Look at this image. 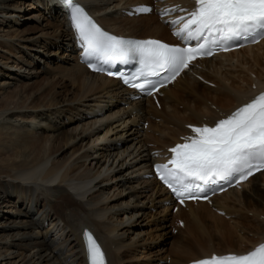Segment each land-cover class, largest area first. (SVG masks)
<instances>
[{
    "label": "bare ground",
    "instance_id": "obj_1",
    "mask_svg": "<svg viewBox=\"0 0 264 264\" xmlns=\"http://www.w3.org/2000/svg\"><path fill=\"white\" fill-rule=\"evenodd\" d=\"M26 1L0 0V264H87L86 227L101 238L110 264H136L140 257L132 253L148 247L142 229L152 210L165 244L174 238L172 206L165 205L170 195L144 177L156 159L153 151L179 141L187 124H213L264 91V40L200 60L195 74L185 73V79L161 89L160 109L150 99L128 101L118 80L78 62L72 31L52 0ZM84 1L113 32L170 38L158 17L123 14L130 5L151 0ZM55 45L69 53L65 64L48 59L42 66L37 55L50 56L45 50ZM58 70L55 78L69 81L68 91L34 88L37 77ZM104 140L109 144L101 150ZM245 200L254 201V211ZM214 205L232 223L207 203L180 208L177 216L185 220L189 240L174 238V254L147 264H188L213 252H247L264 240V171L242 190L216 196ZM249 218L253 225L243 223ZM232 225L252 240L238 248L205 246L210 231L221 243L233 244Z\"/></svg>",
    "mask_w": 264,
    "mask_h": 264
},
{
    "label": "snow or ice",
    "instance_id": "obj_2",
    "mask_svg": "<svg viewBox=\"0 0 264 264\" xmlns=\"http://www.w3.org/2000/svg\"><path fill=\"white\" fill-rule=\"evenodd\" d=\"M61 3L68 10L82 58H89V68L116 76L144 95L175 80L198 57L264 38V0H195V7L187 16L165 21L175 29L173 34L182 44L195 42L194 46L183 47L111 34L95 22L78 0ZM151 10L148 6L137 7L140 13ZM173 11L186 10L177 6L162 9L160 14ZM133 61L139 67L132 73L117 68ZM189 127L193 134L169 149L167 163L153 166L159 180L181 204L185 199L207 198V193L216 191L217 186L223 190L222 182L239 183L264 170V92L212 126L205 123ZM83 239L90 264H106L105 253L94 234L85 229ZM197 264H264V243L247 254L213 255Z\"/></svg>",
    "mask_w": 264,
    "mask_h": 264
},
{
    "label": "rangeland",
    "instance_id": "obj_3",
    "mask_svg": "<svg viewBox=\"0 0 264 264\" xmlns=\"http://www.w3.org/2000/svg\"><path fill=\"white\" fill-rule=\"evenodd\" d=\"M29 1L30 0H28L26 2H29ZM33 12H35V11H33ZM146 16H149V15H146ZM165 38H167V36H165ZM45 51L47 53H50V56L49 55H46V56L44 55V57H43V52H42V55L40 54V55H37V56L39 58H41L43 61L49 59L48 62L50 64H52V65H55V66L56 65H59V64H62V65L65 64V61H66L65 59L67 57V54H69L67 51L63 50L62 46L59 47L57 45H55V46H49L48 49L45 50ZM27 58L28 59H31L29 57H27ZM42 65L43 66H46L47 64L43 63ZM59 72H60V70H58L55 73H53V75L50 74L48 76V75L42 74L40 77H37L36 80H35L36 83L34 84V88H36V87L37 88L38 87H42L41 88L42 91L43 90L44 91L45 90L46 91H48V90L51 91L52 88L54 87L53 89H57L58 88L59 90H62V91H64V90L67 89L66 91H68V89H69V86H68L69 81H63V80H61V78H55V77H58L59 76ZM47 79H55V81L52 80L53 82H51V80H50V82L48 83L47 82L48 81ZM58 81L62 85L61 86L58 85V87H57V82ZM194 96L198 98L197 95H194ZM244 203H245V204H243L244 206H246L248 209L250 208V209H252L254 211V209H253L254 208V201L253 200H245ZM248 203H250V204H248ZM250 205L252 207H250ZM155 211H156L155 209L152 210L150 212V214L154 216ZM153 216L148 217V219L146 221H147V223H149V225L148 226H145L146 227V228L144 227L145 229H142V230H144V231L147 232L146 235H145V239H146V243L148 244L147 245L148 247L145 248V249H143L142 251H136V250H134L133 253H132V257H135V256L136 257H140V259L138 260V262H136V264H147V262L149 263V261H151V260L155 261L157 258L162 257L165 254L172 253V251H173L172 254H174V250H172V247L171 246L174 245V241L177 239V237H180V239H182V240L187 237V231H185L184 229H181L180 228V231H179L180 235L174 236V234L171 232L172 235H173V237L176 238V239L170 238V239L167 240L168 242H166V244H165L164 241H166L165 240L166 237L164 236V234H163L162 231L156 229V226L154 225V221H153V219H154ZM173 216H174V219L176 217L179 218V216H177V213L176 214H173ZM250 217H252V216H250ZM252 221H253V219L249 218V219L244 220L243 223L245 225H253L254 223ZM185 226H186V224H185ZM173 227H176L175 223H174V226ZM231 227L234 229V236H233V240H232L234 246H232L233 245V244H231L232 242H228V241H223L221 243L218 239H216V237L214 235L215 232H212V231L207 232L208 230H207L206 227L203 228V232L204 233L207 232L204 235L203 243L205 244V246H208V247H211L212 246V247L216 248V247L219 246L221 249H223V248H233V247H237L238 248V247H242V246H244L246 244L245 243L246 241L252 240L253 236L250 237L249 234H240V231H238L236 228H234L233 225ZM70 229L71 228L69 227L68 228V231H70ZM186 239L189 240L188 237ZM190 241H191V243L193 245H198V247H200V245H199V243L197 241L192 240L191 238H190ZM239 241H240V245H239ZM163 243H164V245H163ZM198 247L195 248L196 251H198L197 250V249H199ZM199 251H200V249H199ZM159 253H160V255H159ZM168 260L170 261V258L167 259V262H168Z\"/></svg>",
    "mask_w": 264,
    "mask_h": 264
}]
</instances>
